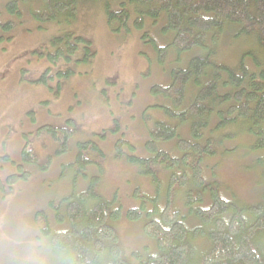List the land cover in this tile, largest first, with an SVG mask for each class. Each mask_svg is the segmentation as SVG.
Instances as JSON below:
<instances>
[{
	"label": "trees",
	"instance_id": "obj_1",
	"mask_svg": "<svg viewBox=\"0 0 264 264\" xmlns=\"http://www.w3.org/2000/svg\"><path fill=\"white\" fill-rule=\"evenodd\" d=\"M21 1H37L40 8L32 14L41 21L73 17L78 2ZM18 5L19 0H8L10 10L18 11ZM122 6L116 12L105 7L113 32H128L132 13L138 28L145 17L164 22L165 44L155 50L168 83L150 89V107L158 115L143 114L153 124L144 142L147 155H134L135 146L122 138L113 146L114 157L135 165L152 189L149 194L135 188L140 204L124 212L127 221L140 224L148 246L145 252H128L120 241L114 224L123 213L98 189L105 152L87 140L78 143L71 164L80 174L86 166L95 173L84 175V190L73 187L56 205L50 202L54 221L67 223L65 229L54 231L47 221L43 231L54 244L58 264H133L124 257L126 252L134 264H264V189L258 201L239 203L224 197L216 181H208L215 178L219 151L232 153L244 144L264 184V0H128ZM0 27L8 30L12 25ZM239 41L249 48L237 61L221 60L222 49ZM51 44L52 64H67L80 49L78 63L95 56L89 41L72 34L54 37ZM48 72L39 83H45ZM73 73L67 69L58 75L67 79ZM182 126L188 138L180 136ZM106 132L102 130V138ZM70 133L65 130V139ZM169 142L174 147H158ZM26 178L11 175L8 182L12 186Z\"/></svg>",
	"mask_w": 264,
	"mask_h": 264
},
{
	"label": "rangeland",
	"instance_id": "obj_2",
	"mask_svg": "<svg viewBox=\"0 0 264 264\" xmlns=\"http://www.w3.org/2000/svg\"><path fill=\"white\" fill-rule=\"evenodd\" d=\"M123 3L128 0H78L73 17L41 21L32 14L40 8L37 1L19 0L15 11L8 8V0H0V24L12 25L8 30L0 27V179L4 182V175L11 171L29 172L26 180L12 186L4 183L0 190V264H58L53 250L37 242L49 243L43 232L47 221L54 231L67 226L54 221L50 202L56 205L73 187L84 190L88 184L84 175L95 173L92 166H86L80 174L71 164L76 160L78 143L87 140L95 141L105 152V173L98 189L106 200L114 199L123 213L114 224L120 241L128 252H145L148 246L140 224L127 221L124 212L140 204L135 188L149 194L152 189L135 165L114 157L113 146L122 138L135 146L134 155H147L144 142L153 124L144 115H158L150 107V89L166 80L168 83V75L157 65L155 50L164 46L165 33L162 19L145 17L140 28L134 26L133 13L128 32L111 31L105 7L116 12ZM68 34L89 41L94 58L76 62L82 56L80 49L67 64H51L48 55L55 53L52 39ZM248 48L242 41L227 45L221 60L236 62ZM47 68L53 78L39 83ZM69 68L74 73L68 79L57 74ZM42 125L66 128L71 133L67 139L64 131H58L56 138L47 131L37 135L35 131ZM186 128H179L182 138L189 137ZM102 130L107 131L104 138ZM170 146L174 147V142L158 145L162 149ZM23 149L30 151L26 157ZM253 158L244 144L232 153L219 151L215 178L208 181H216L228 199L258 201L264 184ZM124 257L134 264L127 252Z\"/></svg>",
	"mask_w": 264,
	"mask_h": 264
},
{
	"label": "flooded vegetation",
	"instance_id": "obj_3",
	"mask_svg": "<svg viewBox=\"0 0 264 264\" xmlns=\"http://www.w3.org/2000/svg\"><path fill=\"white\" fill-rule=\"evenodd\" d=\"M162 24H164V22L162 23ZM76 60H78V58H76L75 59V61ZM58 63V62H57ZM57 63H54L53 65H56ZM52 64V63H51ZM70 69V68H69ZM46 70H49V72H50V68H47ZM67 70V69H66ZM49 72H48V74H46V76H45V79H44V82L46 83V80L48 79V78H50L51 76L49 75ZM59 72H61V71H59ZM58 72V73H59ZM65 72V71H64ZM57 73V74H58ZM43 76V75H42ZM41 76V77H42ZM51 78H53V77H51ZM65 79V78H64ZM68 79V78H67ZM60 83H61V81L59 80V79H57V84H56V88H58V90H60V88H61V86H60ZM58 94H60V93H57V95ZM68 122H70V121H68ZM53 130V133H51L50 132V130ZM65 130H66V128H58V130H56L54 127H51V126H48V125H42L40 128H38L36 131H35V133L37 134V135H39L40 133H41V135L43 134V133H45L46 131L47 132H49L50 134H52L51 136L52 137H54V138H56V136H57V132L58 131H64L65 132ZM68 130V129H67ZM27 152H29L30 153V151L29 150H25V149H23V151H22V153H23V157H26L27 156ZM29 172H27V171H15V172H12L11 171V173H6L5 175H4V182H3V180H1L0 179V187L1 188H4V183H9L8 182V179H9V177L11 176V175H13V176H16V177H23V175L25 174V175H27Z\"/></svg>",
	"mask_w": 264,
	"mask_h": 264
},
{
	"label": "clouds",
	"instance_id": "obj_4",
	"mask_svg": "<svg viewBox=\"0 0 264 264\" xmlns=\"http://www.w3.org/2000/svg\"><path fill=\"white\" fill-rule=\"evenodd\" d=\"M41 247H47V248H52L54 246V244H49L47 242H37Z\"/></svg>",
	"mask_w": 264,
	"mask_h": 264
}]
</instances>
